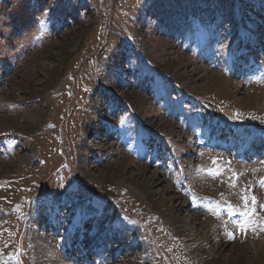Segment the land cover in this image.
Here are the masks:
<instances>
[{
    "label": "rangeland",
    "instance_id": "374dc122",
    "mask_svg": "<svg viewBox=\"0 0 264 264\" xmlns=\"http://www.w3.org/2000/svg\"><path fill=\"white\" fill-rule=\"evenodd\" d=\"M258 134L264 0H0V264H264Z\"/></svg>",
    "mask_w": 264,
    "mask_h": 264
},
{
    "label": "bare ground",
    "instance_id": "6f19581e",
    "mask_svg": "<svg viewBox=\"0 0 264 264\" xmlns=\"http://www.w3.org/2000/svg\"><path fill=\"white\" fill-rule=\"evenodd\" d=\"M263 95V94H262ZM235 97V96H234ZM240 97H242V96H240ZM239 97V98H240ZM235 99V98H234ZM242 99H243V97H242ZM249 100V99H248ZM146 189H147V193H148V195H151V194H153V191H152V187H145ZM147 195V194H146ZM153 197V196H152ZM151 197V198H152ZM156 200V199H155ZM166 216H167V218L168 219H172V218H170V217H168V214H166ZM172 222V221H171ZM206 223H208V224H210V227H213V226H211V225H213V222L212 221H207ZM207 224V225H208ZM205 225V224H204ZM206 226V225H205ZM209 226V225H208ZM177 228V230H183L181 227H176ZM209 228V227H208ZM179 230V231H180ZM208 230V229H207ZM181 234H182V231L180 232ZM208 239V238H207ZM259 242V241H258ZM255 251V250H254ZM249 253V252H248ZM256 254V253H255ZM213 255V254H212ZM254 255V254H253ZM225 261H226V259H225Z\"/></svg>",
    "mask_w": 264,
    "mask_h": 264
},
{
    "label": "snow or ice",
    "instance_id": "6c2138e0",
    "mask_svg": "<svg viewBox=\"0 0 264 264\" xmlns=\"http://www.w3.org/2000/svg\"><path fill=\"white\" fill-rule=\"evenodd\" d=\"M253 203H255V198H253ZM231 207H232V206L229 205V209H230L229 214H231ZM239 227H240L241 229H245V228L247 227V225H246L245 223H241V224L239 225ZM229 238H230V239L233 238L231 234L229 235Z\"/></svg>",
    "mask_w": 264,
    "mask_h": 264
}]
</instances>
